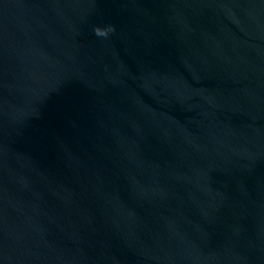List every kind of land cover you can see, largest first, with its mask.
<instances>
[{"label": "water", "instance_id": "95a60500", "mask_svg": "<svg viewBox=\"0 0 264 264\" xmlns=\"http://www.w3.org/2000/svg\"><path fill=\"white\" fill-rule=\"evenodd\" d=\"M0 264H264V0H0Z\"/></svg>", "mask_w": 264, "mask_h": 264}, {"label": "clouds", "instance_id": "9594fccd", "mask_svg": "<svg viewBox=\"0 0 264 264\" xmlns=\"http://www.w3.org/2000/svg\"><path fill=\"white\" fill-rule=\"evenodd\" d=\"M115 31V26L114 25H109L107 27H95L94 32L97 36L100 37H107L110 35V33Z\"/></svg>", "mask_w": 264, "mask_h": 264}]
</instances>
